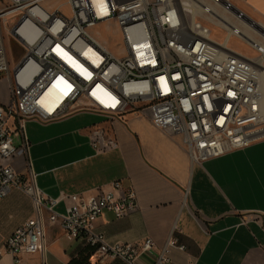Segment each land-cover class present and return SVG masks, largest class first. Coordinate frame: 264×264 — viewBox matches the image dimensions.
Instances as JSON below:
<instances>
[{"label": "built area", "instance_id": "built-area-1", "mask_svg": "<svg viewBox=\"0 0 264 264\" xmlns=\"http://www.w3.org/2000/svg\"><path fill=\"white\" fill-rule=\"evenodd\" d=\"M48 1L0 0V79L9 84L8 101L0 102V198L20 189L31 198L35 214L6 240L4 251L12 264L31 255L46 264V227L58 224L68 242L82 241L99 260L149 264L141 261L148 256L150 264H170V250L177 246L172 238L158 251L151 238L110 244L96 229L105 212L123 219L137 210L132 187L115 181L107 191L61 193L54 199L38 187L30 165L20 174L13 162L28 154V121L47 124L78 113L111 122L127 114L147 115L158 130L180 136L198 164L263 141V55L232 49L230 40L240 37L229 35L209 13L218 23L210 18L205 24L196 13H186L190 5L205 13L202 5L247 15L233 0H205L210 6L198 0H65L70 16L60 8L45 9ZM104 22L119 32L115 51L89 32ZM214 25L226 30L224 41L213 38ZM6 36L24 51L14 62ZM88 138L96 154L118 148L114 135L99 125L89 129ZM61 202L67 203L63 213L56 210Z\"/></svg>", "mask_w": 264, "mask_h": 264}, {"label": "crops", "instance_id": "crops-1", "mask_svg": "<svg viewBox=\"0 0 264 264\" xmlns=\"http://www.w3.org/2000/svg\"><path fill=\"white\" fill-rule=\"evenodd\" d=\"M53 1L44 8L54 11L65 4ZM241 1L249 17L264 26V0ZM220 17L229 25L220 22L228 34L237 35L229 33L235 27ZM7 101L0 91V102ZM80 114L47 124L28 121V154L14 160L17 172L26 174L30 165L38 187L54 199L61 193L107 191L115 181L132 187L137 210L123 219L105 212L97 220V231L110 244L151 238L159 251L172 238L177 246L170 250V264H264V140L198 164L180 136L158 130L147 115L127 114L111 122L86 113L97 121L85 125L76 121ZM96 125L114 135L117 149L94 152L88 131ZM66 204L61 202L56 210L63 213ZM34 215L32 200L22 190L12 189L0 198V264H12L4 243ZM46 238V264H125L99 260L80 240L68 242L58 224L47 225ZM141 261L152 263L148 256ZM23 264H41V257L24 256Z\"/></svg>", "mask_w": 264, "mask_h": 264}, {"label": "rangeland", "instance_id": "rangeland-1", "mask_svg": "<svg viewBox=\"0 0 264 264\" xmlns=\"http://www.w3.org/2000/svg\"><path fill=\"white\" fill-rule=\"evenodd\" d=\"M60 1L61 0H54L53 2H57V5H59ZM198 1L202 2L203 5H206V4L209 5V2H206L205 0H198ZM241 2H242L241 0H233V3L249 17L250 16L249 13L246 11V9L244 8V5ZM59 8L62 10V12L65 15H69V16L71 15L69 7L66 4L60 5ZM212 8L216 12V14L223 16V17L231 18V16L228 13H226L224 9L220 7L219 8L212 7ZM195 13L197 14L196 17L202 20L205 24H208V19L210 18H212L211 20L214 23H218L216 19L210 16L211 14L209 15L207 13H203L199 9H196ZM186 14H187L186 15L187 17H191V14H188V13ZM252 20L256 22L257 24H261L255 19H252ZM230 21H231L230 23L231 24L233 23L236 28L246 33V35L249 37L248 40L257 42V44L258 43L264 44L263 42L264 39L258 34L254 33L253 31L243 28L241 21L232 19V18L230 19ZM111 26H112L111 22H104V23L97 25L95 28L90 29L89 32L91 33V35L96 37L101 43H103L108 49H110L111 51H115V46L120 44L121 39L119 36V32L115 28H112ZM211 28H212L211 30L213 33L212 35L213 38L219 41L225 40V35L227 34V32L224 28L217 26V25H214ZM5 41H6L8 55L10 56L12 62H14L16 59H18L19 57L23 55V52H24L23 48L19 46V44L15 42L12 38H9L7 36L5 38ZM229 45L232 49L242 52L248 56H251V57L262 56V54L258 52L256 48L255 50L251 47V44L247 40H241L240 38L234 36L230 40ZM0 91L3 93V95L6 98H8L7 91H9V84H8L7 79H0ZM76 121L81 122L82 124H85V125L87 124L89 125V124H92V122L95 123L97 120L92 115L81 113L80 115L76 116Z\"/></svg>", "mask_w": 264, "mask_h": 264}, {"label": "bare ground", "instance_id": "bare-ground-1", "mask_svg": "<svg viewBox=\"0 0 264 264\" xmlns=\"http://www.w3.org/2000/svg\"><path fill=\"white\" fill-rule=\"evenodd\" d=\"M192 1H195V0H192ZM195 2H193V4ZM190 6H191V9L188 11H190V14H192V16H194L195 10L197 7L195 6L196 8H194L193 5H190ZM200 9L203 10L205 13L207 12V13L211 14L212 16L216 17L219 20V22H224V24H226L227 27L229 26L227 23H225L226 22L225 19L218 16L211 8H208V7L205 8V6L200 5ZM226 11H227V13H230L232 16H234L238 20H240L245 28H248L249 30L253 31L254 33L258 34L259 36H261L264 39V26L263 25L257 24L256 22H254L249 17L240 14V12L236 9H228ZM229 29H230L229 30L230 34H237V35L243 37L245 40H247L251 44V46L255 47L258 51H260L264 57V45H259L254 41L248 40L249 39L248 36L246 37L244 35V33L240 32L239 30H237L233 27H229ZM30 37H31L30 40H32L34 35L30 36ZM57 104H58V102L56 103V105Z\"/></svg>", "mask_w": 264, "mask_h": 264}]
</instances>
